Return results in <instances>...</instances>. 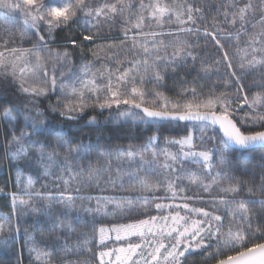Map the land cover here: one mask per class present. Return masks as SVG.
<instances>
[{"label":"snow or ice","instance_id":"1","mask_svg":"<svg viewBox=\"0 0 264 264\" xmlns=\"http://www.w3.org/2000/svg\"><path fill=\"white\" fill-rule=\"evenodd\" d=\"M216 12L201 27L204 9L191 0H0V160L16 173L15 191L0 187L11 207L0 215V251L15 255L23 231L30 264H55L57 253L60 264H185L197 252L214 264H264V0H226ZM117 26L119 43H96ZM201 35L219 54L211 63L190 39ZM221 65L223 90L175 89ZM88 109L99 111L79 124ZM174 127L186 134L164 136L160 149ZM121 136L140 143H112ZM188 163L199 171L185 177ZM133 200L146 218L101 221L131 215ZM152 207L158 215H147ZM26 216L43 247L21 229Z\"/></svg>","mask_w":264,"mask_h":264},{"label":"trees","instance_id":"2","mask_svg":"<svg viewBox=\"0 0 264 264\" xmlns=\"http://www.w3.org/2000/svg\"><path fill=\"white\" fill-rule=\"evenodd\" d=\"M135 3H139V0H134ZM147 2V0H146ZM191 2L197 4L198 6L203 7L204 9V17L205 19L203 21H198V26L203 27L204 24H209L211 22L212 17L216 16L217 12H216V8L219 7L222 3L226 2V0H191ZM8 27L7 24H5L4 18L2 16H0V32H4V30ZM20 27V23L17 22V24L15 25V29H17L16 31H14L13 33V38L15 39H19V29ZM105 34L108 33V29L105 28ZM119 32H120V28L119 26H117L115 29L112 30V39L109 40H102V41H97L96 43H111V42H115V43H119V40L122 38L121 36H119ZM191 40L196 41L198 39V47L196 49L197 52L200 53V55L202 57H204L206 60H208L209 63H211L212 61H214L215 59H217L218 57V53L215 51L214 45L212 42H208L206 45L205 42V38L201 35L200 37H190ZM25 47H29V44H25ZM231 51V49H230ZM119 55V57L121 59H125V52L124 51H118L117 53ZM89 59H91V56L89 54ZM128 59H131V56H128ZM80 63L82 62H78L76 65V68L74 69V71H79L80 68ZM101 63H107V61H97L95 62V67H99ZM125 66H127V61L125 62ZM112 67H116V63L115 61L112 62ZM95 70V68L93 69ZM225 72V68L223 65L220 66V70L218 73H215L213 75L210 76V78H205L203 80L199 79L196 76V73L193 72L191 75L186 77L187 83L184 85H181L179 82L176 83L175 85V89H179L182 86L185 87H197V90H203L205 93L209 92L214 85H219V90H223V83L221 80V77L223 76ZM183 75V74H181ZM252 81V77L249 76L247 77V82L250 83ZM148 87H152V85H148ZM173 84H172V80L171 78H169L167 87L165 89L166 94L168 95H172L173 94ZM253 91H257V89H253ZM218 94V93H217ZM55 102V97H53V101ZM48 102L45 101V104H47ZM99 110H93V109H88L86 111V114L84 115L83 120L79 121V124H84L90 116L95 115ZM109 113L108 111H105L103 113V115L98 116V119L100 121H104L106 117H108ZM131 125V122H129V126ZM114 126L113 125H108L107 128L104 129V134H105V138H107L109 130L112 129ZM71 131L73 132V134L77 137L79 136H83L85 138V140L88 139L89 136H91V138L94 140L96 138V132L95 131H91L89 130V128H83L80 130H77L76 126H72L71 127ZM150 133H145V135H148ZM186 133L179 127H174L172 129H170L169 131H165L163 133V135L161 136L160 139V149H163L165 147L164 145V136H168V137H172V138H179L182 135H185ZM200 133L199 131L196 132V136H199ZM140 143V141L138 140H128L127 138L121 136L120 139H113L112 143L114 144H124L125 146H127L128 143ZM170 150L174 149V146H169ZM152 149H149V152H151ZM120 161H117L115 159H113L112 161V167H113V174H115L114 170L116 168V166L118 164H120ZM123 167L127 168V165H123ZM249 167H251V165H249ZM131 171L135 172L136 169L132 168ZM199 171L198 166L195 164H191L188 163L185 166V170H184V174L185 177H187L188 173H197ZM15 180H16V173L14 171H10L9 166L7 164L6 161H2L0 160V187H3L5 184L8 185L7 188H5V192H11V191H15ZM45 183V179L41 178L40 182L36 185V187H40L41 184ZM48 183V188L49 190H52V180L48 179L47 181ZM184 185H188L189 187H191V185L188 184V180L187 178H185L182 182ZM193 191H195V189H193ZM95 194V193H93ZM128 193H123V195H127ZM135 195V194H133ZM158 195L160 196H164L165 193L164 192H160ZM189 195H191V193H189ZM202 195H207V194H202ZM169 200H165L163 202H168ZM176 202H182L181 200L177 199L175 200ZM79 203V201H77ZM191 204L196 205L197 207H210V204H208L206 201H189ZM122 203V205L127 208L129 202L128 201H122L120 202ZM143 201L137 202L136 200L131 201V204L133 206V211L131 213V215H128L122 219H118L117 221H112V220H106L105 218L101 217V221L102 222H107L109 225L113 222H119V223H131L134 222L136 219H144L146 218V215L143 214L142 209L141 211H136V209L140 208V206L142 205ZM95 204V201H93V205ZM114 209V205L113 204H109L108 205V211H113ZM11 212V207H10V198H6L4 195H0V215H7ZM147 215H158V213L155 211L154 207L150 208L149 213ZM31 225V217H23L21 220V224L20 227L23 230L24 228L28 229L29 233H32L35 236L36 242L40 247L44 246V240L45 237L42 236L41 232L36 231L33 233V228L30 226ZM77 231H81L80 228L77 229ZM84 231H87L88 235L91 236L92 235V230L91 228L86 229ZM25 240L26 237H24L23 235V231L21 232L20 238L19 240L14 243L13 247L15 249V255H12L10 258L8 257V254L0 251V257H5L8 258V264H16V258L17 256H20L21 250H22V262L23 264H30V257H29V252L27 250V247L25 246ZM73 242H75V237H73ZM132 242L134 243H138L139 242V238L138 237H133L132 238ZM29 246L31 244V241L28 242ZM109 246H116L112 243L109 244ZM95 251H98L99 249H94ZM228 254V253H226ZM59 253L56 254V256L54 257L55 259V264H60V260L58 259L59 257ZM84 257H82L83 259ZM73 259H75V257H73ZM33 264H34V257H33ZM185 264H214L213 260H207L205 261V256L203 252H197V253H193L192 255H189L185 261Z\"/></svg>","mask_w":264,"mask_h":264},{"label":"rangeland","instance_id":"3","mask_svg":"<svg viewBox=\"0 0 264 264\" xmlns=\"http://www.w3.org/2000/svg\"><path fill=\"white\" fill-rule=\"evenodd\" d=\"M172 150V149H171ZM177 150V146H174V149L172 150V151H176ZM169 202H172V203H181V202H176V201H168V202H164V203H169ZM188 203H190V202H188ZM191 204V203H190ZM193 207H197L196 205H193V204H191ZM182 211V214H183V210H181Z\"/></svg>","mask_w":264,"mask_h":264}]
</instances>
